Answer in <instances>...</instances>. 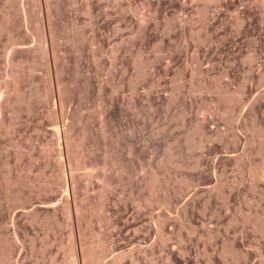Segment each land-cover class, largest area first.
I'll use <instances>...</instances> for the list:
<instances>
[{
    "label": "rangeland",
    "instance_id": "obj_1",
    "mask_svg": "<svg viewBox=\"0 0 264 264\" xmlns=\"http://www.w3.org/2000/svg\"><path fill=\"white\" fill-rule=\"evenodd\" d=\"M0 264H264V0H0Z\"/></svg>",
    "mask_w": 264,
    "mask_h": 264
},
{
    "label": "bare ground",
    "instance_id": "obj_2",
    "mask_svg": "<svg viewBox=\"0 0 264 264\" xmlns=\"http://www.w3.org/2000/svg\"><path fill=\"white\" fill-rule=\"evenodd\" d=\"M132 145H130V147H131ZM129 148V147H128ZM131 150V149H130Z\"/></svg>",
    "mask_w": 264,
    "mask_h": 264
}]
</instances>
